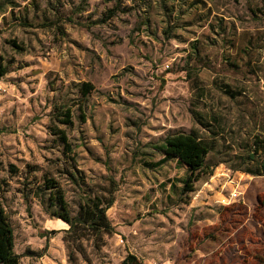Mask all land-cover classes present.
Wrapping results in <instances>:
<instances>
[{
	"label": "rangeland",
	"instance_id": "rangeland-1",
	"mask_svg": "<svg viewBox=\"0 0 264 264\" xmlns=\"http://www.w3.org/2000/svg\"><path fill=\"white\" fill-rule=\"evenodd\" d=\"M178 132L212 148L186 196L159 149ZM255 138L264 0H0V203L21 264H264ZM49 181L73 218L112 200L115 231L70 230Z\"/></svg>",
	"mask_w": 264,
	"mask_h": 264
},
{
	"label": "trees",
	"instance_id": "trees-1",
	"mask_svg": "<svg viewBox=\"0 0 264 264\" xmlns=\"http://www.w3.org/2000/svg\"><path fill=\"white\" fill-rule=\"evenodd\" d=\"M203 4V3H202ZM117 10L114 8L110 11V18L116 15ZM81 92L84 98L94 90L91 83L81 84ZM73 113L71 109L62 108L57 114L56 118L59 123L72 127L74 124ZM203 124V121H199ZM59 139L64 144L65 152L68 155L73 154L72 145L69 143L64 130L55 132ZM162 155L164 156V163L166 160L176 159L178 162L186 167V178L183 180L181 193L182 195H189L195 192L194 185L201 181L202 174L206 173L208 168L207 158L209 153L212 152L210 143L195 132L191 133H175L168 135L164 140L163 145L159 147ZM264 154V141L260 138L253 140L250 147L248 159L250 162H259V169L249 172L254 176H264V159L261 158L260 153ZM213 172H208V177H212ZM72 178L76 180L77 173L73 174ZM49 189L52 190L56 196L57 203L61 212L56 214L57 217L63 220L64 223L70 226V230H74L78 224L84 225L95 232H111L114 228L108 219V210L112 206V200L101 206L100 203L89 201L86 203L76 217H71L68 204L64 200V195L60 188L53 181H49ZM15 235L13 226L10 222L8 215L0 203V264H21L22 257L15 252ZM123 264H143L138 257L129 254L126 256Z\"/></svg>",
	"mask_w": 264,
	"mask_h": 264
}]
</instances>
